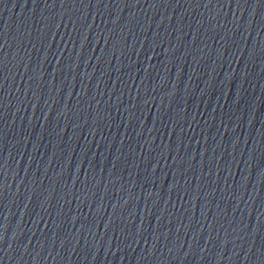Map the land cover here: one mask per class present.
<instances>
[{
    "label": "water",
    "instance_id": "95a60500",
    "mask_svg": "<svg viewBox=\"0 0 264 264\" xmlns=\"http://www.w3.org/2000/svg\"><path fill=\"white\" fill-rule=\"evenodd\" d=\"M0 264H264V0H143L0 142Z\"/></svg>",
    "mask_w": 264,
    "mask_h": 264
}]
</instances>
